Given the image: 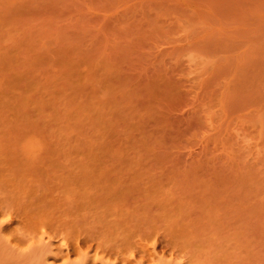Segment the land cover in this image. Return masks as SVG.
<instances>
[{
    "label": "rangeland",
    "instance_id": "rangeland-1",
    "mask_svg": "<svg viewBox=\"0 0 264 264\" xmlns=\"http://www.w3.org/2000/svg\"><path fill=\"white\" fill-rule=\"evenodd\" d=\"M0 264H264V0H0Z\"/></svg>",
    "mask_w": 264,
    "mask_h": 264
},
{
    "label": "bare ground",
    "instance_id": "bare-ground-1",
    "mask_svg": "<svg viewBox=\"0 0 264 264\" xmlns=\"http://www.w3.org/2000/svg\"><path fill=\"white\" fill-rule=\"evenodd\" d=\"M68 252H69V250H68ZM156 258V257H155Z\"/></svg>",
    "mask_w": 264,
    "mask_h": 264
}]
</instances>
